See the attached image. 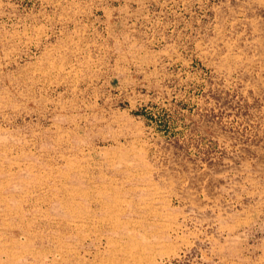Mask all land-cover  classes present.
Here are the masks:
<instances>
[{
  "label": "rangeland",
  "instance_id": "obj_1",
  "mask_svg": "<svg viewBox=\"0 0 264 264\" xmlns=\"http://www.w3.org/2000/svg\"><path fill=\"white\" fill-rule=\"evenodd\" d=\"M0 264H264V0H0Z\"/></svg>",
  "mask_w": 264,
  "mask_h": 264
}]
</instances>
